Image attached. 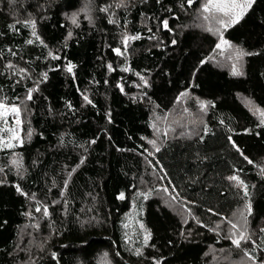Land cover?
Returning a JSON list of instances; mask_svg holds the SVG:
<instances>
[{
  "label": "trees",
  "instance_id": "obj_1",
  "mask_svg": "<svg viewBox=\"0 0 264 264\" xmlns=\"http://www.w3.org/2000/svg\"><path fill=\"white\" fill-rule=\"evenodd\" d=\"M85 1L92 19L72 26L66 15ZM204 1L0 0V98L28 104L32 133L15 149L0 148V264H231L209 251L233 249L222 225L249 197L256 245L244 249L264 264V123L242 99L264 110V0L223 31L251 53L241 76L211 58L218 38L199 23ZM26 21H35L39 40ZM125 35L141 39L125 49ZM184 92L208 104L203 122L161 139L149 156L153 115L173 110ZM14 153L22 157L19 171ZM232 175L249 186V197ZM144 180L146 187L162 183L187 219L157 192L135 199ZM30 197L47 208L48 222L25 236ZM136 206L151 231L147 245L142 233L125 236Z\"/></svg>",
  "mask_w": 264,
  "mask_h": 264
},
{
  "label": "rangeland",
  "instance_id": "obj_2",
  "mask_svg": "<svg viewBox=\"0 0 264 264\" xmlns=\"http://www.w3.org/2000/svg\"><path fill=\"white\" fill-rule=\"evenodd\" d=\"M206 2H207V0H205L203 2L202 6L199 10V23L202 26L211 29V31L217 35L218 43H220L221 34L217 32V29L220 28V25L217 23V21L215 19V17H217L218 14L204 13L203 12V5ZM73 13L76 14V18H77L78 23L82 19L91 20L93 17V6H92L91 2L85 1L79 9H77V10L69 13L68 15H66L70 24H71V20L69 19V17H71ZM205 16H208V19H205L204 18ZM72 26H76V25H72ZM223 31H224V29H221L222 38L224 40H226L224 35H223ZM226 41H228V40H226ZM230 44L232 45L231 48L226 46V45H222L220 49H217V47H216L215 51L211 55V58L216 63L221 64L223 66H226L232 71H233V65H235L241 71H243L244 57H243V59L238 60L236 58V50H238L239 48L232 43H230ZM242 99H243L244 103L249 107V109L254 114L259 116L262 120V117L259 115V111H257L258 109L259 110H262V109H260L258 106H256V104L251 99H249L247 97H242ZM0 102L6 103L9 107H11L13 105H17L20 107L21 114L19 116V119L22 121V124L17 128V133L21 136V138L24 141H26L29 138L27 133L29 131L31 132V127L29 124L30 111L28 108V104L25 102H22L19 104H14V103L12 104V103H8L6 100H4L2 98H0ZM201 102H205V101L195 97L194 95L190 94V92H184L183 94H181L179 96V98L177 100V104L173 110H171L170 112H168L164 116H161L158 114L153 115L154 117L152 119V124H153V129H154V135L150 139V141H155V145L150 143V147L147 150V153L149 156L154 155L153 150L155 147L159 146V144H160L159 142L161 141V139L169 137L171 135H178L179 133H182V130H186V131L188 130L189 131V128L190 129H191V127L195 128L196 125H199L200 123L203 122L204 117H205V113H206V108L202 109ZM12 121H13V117L9 116L7 126L14 127ZM3 127H5V126L0 124V130L1 131H2ZM20 145L21 144H17V146L15 148H17ZM14 159L18 160V165L12 163V161ZM11 164H12L13 168H15L18 171L23 167L22 166V157L20 156V154H18V153L13 154ZM151 178H153L156 181L159 177H158V175L153 174V175H151ZM142 183L145 184L144 185L145 189H144V191H138L137 193H155V192H157L156 194L161 195L162 198L164 199V201L166 203H168V205H170L172 208L174 207L175 210H178L180 212V214L183 216L184 219H187V216H185V212L183 210H181V208L178 207V204L171 199V195L169 193V190L167 189L168 191L165 192V191H163V189H165V188H159V186H163L162 183L159 185L150 186V187L149 186L146 187L145 180ZM137 193H136L135 199H137L139 197L137 195ZM30 200L32 202V205L29 209L28 224L24 228V231L22 232L23 235H25V236H26L27 232L31 229L38 232L39 229H41V227L43 225H46L48 222L47 215H44V208L45 207L43 206V204L40 203L39 200H36L33 197H30ZM38 207L41 209V211H39V212L36 211V209ZM139 208H140L139 206H136V208L134 210H132L125 218L126 224L128 225L127 229L129 230L128 235H130V236L138 235L140 233L143 234V230L140 229V227H139V224L142 223L141 219H140V209ZM242 213L246 214L245 207L241 208L239 210V212L237 213V215H235V217L233 219L227 220V222H225L222 225L224 227V232H226L227 234L230 235L231 225L228 223V221H231L232 223L239 224L241 227L244 226V219H243ZM246 227H247V231L249 232L248 225H246ZM244 244H242V248H240V249H238L234 246L233 249H230V250L216 249V248L212 247L209 251L210 257L212 258V260L215 259L214 261L224 260V261H227L231 264H259L256 261L249 259V257L244 254V251L242 250V249H244ZM24 264H27V263H24ZM105 264H112V263H110V261H109Z\"/></svg>",
  "mask_w": 264,
  "mask_h": 264
},
{
  "label": "snow or ice",
  "instance_id": "obj_3",
  "mask_svg": "<svg viewBox=\"0 0 264 264\" xmlns=\"http://www.w3.org/2000/svg\"><path fill=\"white\" fill-rule=\"evenodd\" d=\"M254 2V0H207V2L203 5V12L204 13H215L218 14L217 17H215L217 23L220 25V28L217 29V32L221 34V41L220 43H218L216 45L217 49H220L222 45H226L228 47H232V45L224 40L222 38V32L221 29H226L228 27H230L231 25H234L236 23L239 22L240 19L243 18L244 14L246 13V11L251 8L252 3ZM187 3L189 6L193 5L195 3V0H187ZM119 7V5H117ZM183 6V5H181ZM101 11L104 12H108L109 8L108 7H103L101 9ZM205 19H208V16L204 17ZM69 19L71 20V24L72 25H76L78 26V21L76 18V14L73 13L71 17H69ZM109 23H118V21L115 20H109ZM25 24H31L32 26V35L34 37H36L37 40H39V37L36 34L35 31V21H26ZM163 24V28L167 29L169 31H171V29L169 28V22L168 20H164L162 22ZM14 27V26H11ZM150 31V29H149ZM209 31H211V29H209ZM72 33L69 32L68 36L71 37ZM154 37H149V39H153ZM141 39L140 36L138 35H134V36H127L125 35L123 37V44L125 46V49L127 48L129 41L130 40H138ZM28 44H33L34 41L33 40H28L27 41ZM40 43H43V41H40ZM173 44H175V40L172 41ZM114 51L116 52L117 55H124L125 53L121 52L120 48H116L114 49ZM49 55H51V53H49ZM246 55H251V53H246L243 50H236V58L238 60L243 59L244 56ZM53 59H59L58 56H53ZM9 68L12 67L11 64L8 65ZM109 69L112 68V65H108ZM75 68V65H73L71 62H69L66 66V70L68 73H73V70ZM23 72V70H21ZM124 71H130V69L125 68ZM233 75L235 76H241L243 75V72L236 67L235 65H233ZM43 78L44 80H47V73L43 74ZM141 79H143V77H141ZM144 84L147 85V80H144ZM120 90L123 91V85H119ZM37 89H29L27 92V96L26 99L27 100H32L33 99V92L37 91ZM19 99V98H17ZM84 101H86L88 104H91L92 101L89 100L87 95L83 96ZM201 107L202 109L207 108L208 104L205 102H201ZM259 111V115L262 117V123H264V110H257ZM21 114V109L19 106L17 105H13L11 107H9L6 103L0 102V124L4 125L5 127H3L2 131H0V148L2 149H14L17 144H23L24 140L21 138V136L17 133V128L22 124V121L19 119V116ZM9 116L13 117V125L14 127H9L8 125V118ZM28 137L30 138L32 133L29 131L27 133ZM91 143H95V141L93 140ZM149 143L155 145V141H149ZM233 145L235 146L234 142ZM160 149L157 147L156 151H159ZM237 151H240L239 148H237ZM241 155H243V153L241 152ZM246 160H248L247 157H245ZM84 161L81 160L80 163H83ZM13 164L18 165V160H13L12 161ZM248 163L251 164L253 163V161L248 160ZM0 171H2V169H0ZM19 175V173H17ZM261 175L264 176V170H261ZM229 180L231 181H235L236 182V186L240 189L243 190V194L245 197H249V186L240 178L239 175H232L230 177H228ZM18 191H22L19 187V185L16 186ZM254 187V186H253ZM163 191L167 192V188L163 189ZM151 193H137L138 196H143L145 199L148 198V195H150ZM171 195V194H170ZM120 199H125V196L123 193H121ZM171 199L173 201H175L177 199L176 196H171ZM185 207H187V205L185 204ZM37 212L41 211V209L38 207L36 209ZM189 213H191V209H188ZM209 211H211V209H209ZM245 213H242L243 219H244V226L241 227L239 224L236 223H232L231 221H228V223L231 225V232H230V239H231V243L238 249L242 248V244L247 243L249 241H251V243L253 245H256V241L252 240V236L251 234L247 231V218L248 216H250L252 214V205L250 202V197H249V203L245 206ZM44 215H48V210L45 207L44 208ZM187 222V221H185ZM125 228L128 227L127 224L124 225ZM140 229L143 230V244L147 245L149 240L151 239V231L148 230L145 225L143 223L139 224ZM261 232H264V229H261ZM126 238H128L129 240L131 239L130 237H128V234L125 233ZM261 243L264 244V237H261ZM244 251V254L246 256L249 257V259H252L253 261L256 260V257L252 255L251 252H248L246 249H242ZM135 254L137 256L141 255V250L140 249H136L135 250ZM107 255V254H105Z\"/></svg>",
  "mask_w": 264,
  "mask_h": 264
}]
</instances>
